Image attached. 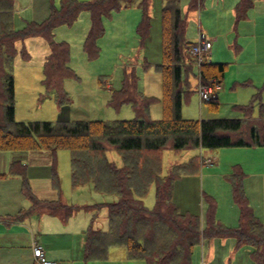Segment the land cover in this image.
I'll list each match as a JSON object with an SVG mask.
<instances>
[{"label": "trees", "instance_id": "obj_1", "mask_svg": "<svg viewBox=\"0 0 264 264\" xmlns=\"http://www.w3.org/2000/svg\"><path fill=\"white\" fill-rule=\"evenodd\" d=\"M180 1L161 0V62L155 68L161 73L162 118H150L149 106L157 99L138 92L136 76L133 72H125L122 88L112 92L110 103L115 107L130 103L136 113L134 118L25 122L15 119V85L11 70L17 41L29 37L46 40L49 53L43 64L42 82L47 91L56 92L58 105L64 106L68 97L62 87L63 80L75 78L76 74L69 67L70 47L54 39V29L72 24L81 12L87 11L90 27L83 41V51L88 58H95L98 54L96 41L104 32L102 17L112 11L137 5L142 12L137 32L145 40L149 34L151 0H60L57 7L51 4L45 20L28 22L18 30L11 25L13 0H0V151L66 149L74 187L91 184L95 192L117 197L114 202L80 207L60 199L37 198L30 190L26 166L14 161L10 164V173L21 177L22 192L30 206L9 216L8 220L21 221L34 213L46 212L65 221L80 208L92 211L103 206L107 208L108 228H94L95 214L92 216L85 235V260H104L109 247L123 245L130 260L142 259L145 264H190L192 250L201 241L232 237L239 245L251 246L255 264H264V226L247 202L242 173L235 171L229 178L232 196L240 211L236 228L225 227L215 220L211 200L205 225L199 215L181 212L173 202L175 181L182 175L198 171L202 165L199 155L172 165L167 175H160L162 150L167 148L169 141L172 142L170 148L175 151L264 146V117H251L253 102L259 99L260 92L253 96L250 104L238 106L245 118L189 119L182 116L183 95L191 90L189 73L192 67L186 63V57L193 43L185 37L186 16ZM201 1L188 0V11L198 9ZM254 2H237V21L245 18ZM21 54L25 60L30 58L24 47ZM227 69V63L203 60L199 64L198 77L200 81L216 79L221 83ZM207 102L216 105L217 98ZM259 105L263 110V104ZM111 147L121 156V166L107 158L106 151ZM50 169L52 186L59 190L54 162ZM152 184H155V207L150 210L144 205L142 196Z\"/></svg>", "mask_w": 264, "mask_h": 264}, {"label": "rangeland", "instance_id": "obj_2", "mask_svg": "<svg viewBox=\"0 0 264 264\" xmlns=\"http://www.w3.org/2000/svg\"><path fill=\"white\" fill-rule=\"evenodd\" d=\"M59 2L60 0H50V3L56 7ZM29 3L28 0H24L21 6H17L15 9L13 7L11 25L15 30L21 29L25 21L42 22L48 17L50 4L46 6L45 13L42 14L40 6H30ZM218 4H220L218 7H214ZM187 5L188 0L180 1L182 13L186 16V40L191 43L197 42L201 33L206 38L214 39L213 47L203 58L211 59L212 62L227 63L228 69L221 80L222 89L217 95V104L201 102L198 92L195 91L196 86L198 88L197 57L191 52H187L186 63L192 67V71L189 73L191 90L188 95H183L182 116L191 119L245 118V113L238 106L250 104L253 96L260 92L259 99L253 102L251 117H264V81L261 82L262 80L258 81L257 79L259 83L256 84V82H252L251 78V85H241L242 81L235 82L238 79H244L248 73H253V70H264V6L259 7L264 5V0H255L254 11L248 12V18L244 19L245 21H239L242 22L238 30V25L232 16L233 13L229 10L231 0H202L199 8L192 11H188ZM160 10L161 0H151L149 34L145 40H142L137 32V26L142 16L141 9L137 5L121 8L112 11L110 15L103 16L104 32L96 41L98 54L95 58H88L83 51L84 36L90 26V16L87 11L81 12L72 24L57 26L54 29V39L69 45V67L76 74L75 78L68 77L63 80L62 87L67 94L68 102L61 108L56 100V92L47 91L42 82L43 64L45 56L48 54L47 49H49L46 40L41 39V45L35 43L33 46L25 47L30 56L28 60L23 59L20 41L17 42L15 44L17 51L11 70L15 85V119L25 122L132 119L136 113L130 103L125 102L118 107L110 103L112 92L122 88L125 72H133L136 76L138 92L157 99L149 106L150 118L154 120L162 118L161 73L155 68V65L161 61ZM234 24L235 29L233 30ZM237 32L239 35L235 43L232 38L237 35ZM217 37L218 39H216ZM236 44L240 45L239 49H236ZM199 82L206 81L199 79ZM260 102L263 104V110L260 109ZM62 110H64V116L61 117L58 114L63 112ZM171 144L172 142L169 141L167 148L162 150L161 176L167 175L172 165L186 162L192 156L210 157L208 160L199 156L198 159L202 165L198 171L194 174L182 175L181 179L177 181L176 192L174 190V194L179 197L177 203L182 208L201 215L202 222L205 224V213L211 200L214 204L215 220L225 227L236 228L239 224L236 215L237 206L232 199L231 192L229 194L231 187L223 175L224 168L227 166L223 154L229 149L218 148L212 149V151L203 149L200 151L190 148L175 151L170 148ZM12 152L14 151H0V163L6 162V158ZM15 152H21V163L35 167L37 173L43 172L47 167L50 170L52 163H55L59 190L52 188V180L48 177H35L31 180L28 177L30 190L37 198L60 199L78 207L117 200L115 195L99 194L87 184L74 187L70 179L69 151L66 149L55 151L34 149ZM106 155L109 161L116 166L122 165L121 156L114 148L107 149ZM147 157L149 159L151 156ZM1 176L0 222H4L3 217L14 216L17 212L8 210V204L3 197L17 190V194H22L20 189L22 182L15 177L2 179ZM20 197L22 205H24L23 208H27L28 199L23 194ZM142 200L148 209L152 210L155 207V184H152L142 196ZM91 213V216L95 214L93 227L106 230L107 221L104 220V216L107 214V209L102 206L92 210ZM86 215L89 216L84 211L77 212V218L73 217L74 221L70 219L68 222L75 226ZM32 218L21 222L6 220L10 222L11 229L9 231H4L3 226L5 225L0 223V240L6 244L0 243V264H28L31 248L28 251L26 247L34 236L39 238L41 229H44L42 219ZM47 218L51 219L52 217L44 216V220ZM52 219L57 220L54 217ZM14 236H19V239L17 237L15 240L16 243L10 240V237ZM19 243H22L23 248L19 247ZM251 250L250 245H239L232 237L204 240L194 246L190 264H255L251 258ZM108 252L110 262L114 260L115 262L122 261L124 264H144L142 259L131 261L126 259L123 245L111 246Z\"/></svg>", "mask_w": 264, "mask_h": 264}, {"label": "crops", "instance_id": "obj_3", "mask_svg": "<svg viewBox=\"0 0 264 264\" xmlns=\"http://www.w3.org/2000/svg\"><path fill=\"white\" fill-rule=\"evenodd\" d=\"M23 1L24 0H13L14 9L17 6H21ZM28 1L30 2L29 3L30 6H40V8L42 10V14L45 13L46 6L48 4H50V6H51V4H52V3H50V0H28ZM214 1H216V0H214ZM220 1H223V0H220ZM238 1H240V0H231V5L229 6V10L233 13L232 16H234V19L236 21V25H238L237 30L240 26V23L242 21H245L248 18V16H247L248 12L251 13V11H254V7H255V2H254V5L246 13L247 17L245 16V18L241 19L242 21L239 22L240 20L237 21L235 18V5L237 4ZM219 5L220 4H218L217 6H214V7H218ZM262 6H264V5H260L259 7H262ZM49 13H50V7H49ZM49 13H48V15H49ZM237 22H239V24H237ZM27 23H28V21H25L24 26ZM233 26H234V28H233V30H234L235 24ZM254 27H256V25H254ZM88 30H89V28H88ZM87 33H88V31L86 32L84 39H85ZM260 33H258V34H260ZM236 34L237 35H235L232 38V40L234 42L237 40V36L239 35V33L237 32ZM244 34H245V31H244ZM255 36H256V34H255ZM200 37L206 38V36L203 35L202 33L200 34ZM41 39H44V38H42V37H29L23 41H20V44H21V47H24V48L29 47V46H33L35 43L41 45V43H42ZM206 39L210 40L211 42L214 40L212 38L211 39L206 38ZM216 39H218V37ZM17 42H19V41H17ZM239 46L240 45L236 44V49H239ZM212 47H213V45H212ZM44 50H43V52L45 53ZM47 53H49V49H47ZM46 56H47V54H46ZM46 56H45V58H46ZM207 61L212 62L211 59L207 60ZM197 66H198V69H197V71H198L199 70V64H197ZM261 76L262 77L264 76V70L263 69L253 70V73L250 72L247 74V77H244V79H238L235 82L238 83L241 81L242 82L246 81V84H243V83L242 84L240 83V84L241 85H247V84L251 85V80H252V82H256V84H258L259 80H262L261 82L264 81V78H262ZM196 77L198 79V81H197V85H198V83H199L198 72H197ZM257 79H258V81H257ZM196 89H197V86H196ZM221 89H222V85L220 83L219 89L217 90V95ZM59 107L61 108V106H59ZM60 108H59V111L61 110ZM62 109H64V108H62ZM62 111L63 112H60L58 114L61 117L64 116V110H62ZM189 119H191V118H189ZM255 119H259V118H255ZM224 148L229 149L228 152H225L223 154V157L226 158V162H227V166L224 168V173H223L225 179L227 180V182L229 183V186L231 187L230 179H229L231 174H233L235 171L242 173V175H243V189H244V192H245V195L247 198V202H248L249 206L252 208L254 214L259 218V220L262 222V224L264 226V146H241V147H224ZM196 149H198L200 151L203 150V148H196ZM208 150L212 151V149H208ZM7 151H14V152H12V154H10V156L6 158V162L0 163V175H2L1 178L6 179L8 177H15L16 179H18V181L22 182V179L20 176L13 175L10 173V164L14 161H18L21 163L20 160H21L22 154H20L21 152H15V151H20V150H7ZM199 156L210 160V157L206 158L204 155H199ZM25 166H26L27 174H28V177L30 180L32 178H35V177H37V178L48 177L51 179V169L49 170L48 167L44 168L43 172L41 171L40 173H37V172H35V167H31V166H27V165H25ZM180 179L175 181L174 189H173L172 199H174L173 201H174V203L176 202L175 203L176 205L178 204L177 202H178L179 197L174 194V190L176 192L175 186H176L177 181H179ZM187 181H189V179ZM87 185L90 188H92L91 184H87ZM52 188H53V186H52ZM20 189L22 191V183L20 185ZM17 192H18V190L14 193L8 194L6 197H3L4 200H6V202L8 204V208H9L8 210L13 211L14 213H16V212L18 213L20 210H26L30 206V202L28 200L27 208H23L24 205H22V201H21V197H20V196H22L23 192H22V194H17ZM230 192H231V196H232V191H229V194H230ZM232 199H233V196H232ZM233 201H234V199H233ZM234 203H235V201H234ZM182 205L184 206V203H182ZM177 206L181 212L192 213V211H189L188 209H184V207L182 208L179 204ZM236 206H237L236 215L238 216V221H239L240 211H239V207L237 204H236ZM81 211L88 213L89 216L88 215L84 216V218L79 220L80 223L75 224V226L69 224L68 221L70 219L73 220V217L77 218V212H81ZM194 212H196V211H194ZM193 214H195V213H193ZM91 215H92L91 210H88L85 208H80L75 213H73L72 216H70V218H68L65 221L62 220L59 216L51 215V214L46 213V212L34 213L31 216L21 220V221H26L27 219H30L32 217H38V218L42 219V221H43L42 227L44 229H41V231L39 233V238L34 236L32 238V241L30 243H28V245L26 247V249H28V251H30V248H31V252L29 254L30 256H29L28 264H36L35 260H34V255H33V244L34 243L41 244L44 248V253H45L46 258L48 260L55 262V264H124L122 261L115 262L114 260L113 261L111 260L112 262H110L109 261V252H108V257L104 260H85L84 259L85 235H86V230L88 229V227L90 225L89 221L91 223V218H92ZM44 216L52 217V218L54 217L57 220H53L52 218L51 219L47 218V220H44ZM199 216L201 218V215H199ZM205 216H206V213H205ZM2 219L4 222H0V223H2V225H5V226H3L4 231H9L11 229V227L9 226L10 222L6 221L9 219V215L6 217H3ZM104 220L107 221V227H106V229H107L108 228L107 214H105ZM56 221H59V222H56ZM105 221H104V224H105ZM201 223L203 225H205L204 222H202V218H201ZM3 236L6 237L4 234H3ZM17 237L19 239V236H14V237H10V240H12L13 242L16 243L15 240L17 239ZM2 242L4 243V241L0 240V243H2ZM9 242L11 244H13L11 241H9ZM19 244H20L19 247L23 248L22 243H19ZM124 257H126V259H128L127 255H126V249L124 252ZM128 260H130V259H128Z\"/></svg>", "mask_w": 264, "mask_h": 264}, {"label": "built area", "instance_id": "obj_4", "mask_svg": "<svg viewBox=\"0 0 264 264\" xmlns=\"http://www.w3.org/2000/svg\"><path fill=\"white\" fill-rule=\"evenodd\" d=\"M212 42L204 37H200L199 40L192 44L190 48L191 54L197 57V63L200 64L203 57L206 56L211 50ZM220 83L216 79H212L206 82H199L197 92L199 100L201 102H207L217 98V90ZM33 255L36 264H55V262L48 260L44 253V248L39 243L33 244Z\"/></svg>", "mask_w": 264, "mask_h": 264}]
</instances>
